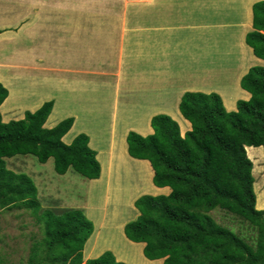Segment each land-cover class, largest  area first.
I'll use <instances>...</instances> for the list:
<instances>
[{"label":"crops","instance_id":"obj_1","mask_svg":"<svg viewBox=\"0 0 264 264\" xmlns=\"http://www.w3.org/2000/svg\"><path fill=\"white\" fill-rule=\"evenodd\" d=\"M256 1L259 0H96L97 5L90 8L89 0H80L81 8L73 9L72 0H0V82L8 89V96L0 105L2 121L20 119L22 114L17 115L24 110L33 112L43 100L53 99L44 126H54L72 116V126L62 140L70 143L78 133L87 134L88 145L96 151L100 163V175L95 179L86 178L71 166L59 174L70 182L69 190L79 186L83 200L68 201V190L49 201L62 203L66 210L81 209L89 216V195L92 190L99 194V189L105 193L107 179L109 192L100 202L105 220L101 235L94 237L90 257L111 250L95 252L103 234L124 242L127 255L135 257L134 252L141 250L144 243L129 240L123 230L126 222L139 214L133 207L135 199L143 194L167 195L171 191L169 186L153 184L154 171L148 160L129 155V131L142 136L151 134V117L167 114L178 122L184 135L191 129L179 110L185 91L215 92L227 111L237 109V100L250 98V93L240 86V79L251 66H264V59L255 56L245 42L246 33L253 29L252 4ZM105 2L114 4L106 8ZM17 39L18 47L12 56L2 51L6 42ZM46 44L51 65L48 75L38 72L42 63L38 49ZM41 93L46 97L40 98ZM24 95L26 98H22ZM57 110L63 114L53 119L51 115ZM249 148L264 155L262 146H246L247 155ZM30 155L14 156L29 160ZM248 157L253 164L256 190L259 181L264 185V176L260 178L258 171L255 173V162ZM129 171L137 173L129 175L133 182L125 184ZM84 180L96 185L90 187L89 183L83 184ZM114 185L119 190L114 198L117 201L112 202L110 190ZM141 186H147V190L143 188L131 197L133 216L120 224V233L116 231L119 224L109 215L111 204L113 209L119 208L120 198L128 194V189L138 190ZM256 208L262 210L264 206ZM109 223L113 227L105 231ZM95 229L94 222L88 239L97 234ZM87 256L84 255L86 259ZM145 259V264L163 263V258Z\"/></svg>","mask_w":264,"mask_h":264},{"label":"trees","instance_id":"obj_2","mask_svg":"<svg viewBox=\"0 0 264 264\" xmlns=\"http://www.w3.org/2000/svg\"><path fill=\"white\" fill-rule=\"evenodd\" d=\"M252 27L245 42L255 56L264 59V0L252 4ZM240 86L250 98L237 100L235 111H227L215 92L185 91L179 110L191 129L184 135L178 122L167 114L151 117V134L127 133L129 155L150 162L155 186L171 188L167 195L143 194L135 199L139 214L124 225L129 240L144 243L147 259L163 258L162 264H264V209L255 207L253 164L245 149L262 146L264 150V66H251L241 77ZM7 96L8 90L0 82V105ZM52 106L53 100L45 101L33 112L26 110L23 118L6 122L0 112V207L22 203L31 208L43 223V237L33 249L45 248L50 260L59 264H81L84 243L93 231L92 221L78 208L59 214L48 209L39 212L33 180L8 169L4 160L32 154L45 163L52 157L58 174L71 166L88 179L99 177L100 163L88 145V135L81 132L70 143L62 140L72 126V116L52 127L44 126ZM248 153L257 173L259 164L264 165V155L251 148ZM256 187V206L261 207L264 185L260 182ZM215 208L255 227V244L216 222L210 215ZM36 256L35 251L31 259ZM84 262L126 264L109 250Z\"/></svg>","mask_w":264,"mask_h":264},{"label":"rangeland","instance_id":"obj_3","mask_svg":"<svg viewBox=\"0 0 264 264\" xmlns=\"http://www.w3.org/2000/svg\"><path fill=\"white\" fill-rule=\"evenodd\" d=\"M72 3L74 5L73 9L81 8L82 3H80V0H72ZM111 4H114V3L105 2L106 8H107V5H111ZM92 5H95V6L97 5L96 0H89L88 6L92 8ZM17 42H19V39L15 41L6 42L3 45L2 51L12 56L14 49L18 47ZM47 45L48 44H46L45 48L42 47L38 49V51L42 55L41 70H39L38 72L40 74H45V75H48V70L51 66L49 62V53H48ZM45 92L47 95L48 94L47 88L45 89ZM41 94L43 96H41L40 98L46 97L44 96L45 94L43 93ZM16 97L17 96L13 97V101L16 100ZM22 98H26V96L24 95V97ZM48 100H53V99H46V100H43V102L48 101ZM26 110H29V109H26ZM26 110H24V112ZM21 114L22 116H24V113L22 112L18 115L17 114L15 115L20 116ZM62 114L63 113H61L58 110L53 111L51 117H53V119H56L60 117ZM4 118H8V116L6 117L4 116ZM20 118H23V117H20ZM1 119H2V116H1ZM181 126H182V129H185L182 123H181ZM21 157L23 156H19V157L12 156V157L7 158L6 160L4 158L5 164L8 169L13 170L16 173L27 174L35 183L36 188L39 187L40 194L39 196L37 195V199L40 203L39 212H41L42 210L48 209L55 214H59L65 211L66 206L62 205V203L57 204L54 201H49V199H54L57 193L63 194V191L67 192L71 188V187L70 188L68 187L70 185V182L67 181V179L65 180L62 179L59 176V174L55 172L53 168V164H54L53 159L49 158L48 159L49 162L47 160L45 164V163L39 162L37 158L33 155H30V157L27 158L31 161L23 160ZM32 162H33V165H32ZM256 171H258L259 177L263 178L264 165L259 164V167ZM37 172H40L39 176L36 175ZM134 173H137V172L129 171L128 173H126L125 175L126 183L125 184H128L129 181L130 183L133 182V180L129 179L128 176ZM34 179H36V181H34ZM85 181L86 180L83 181V184L88 185L89 183L90 187L96 185V183L94 182L92 183V182H85ZM105 181L107 185L106 186L107 190L105 193H107L109 192V187H108L109 185H108L107 179H105ZM141 181L144 183L143 180ZM62 183L67 184V186L66 185H65L66 187L62 186ZM99 183H101V181ZM99 186L102 188L100 184ZM146 187L141 186V188L138 190L128 189L129 191L128 194H126V196H124L122 200L120 198V201H119L120 205H119V208L117 209H113V203L111 204L109 215L111 213L112 214L111 216H114L112 217V221L117 223L116 225L119 224V228H116V231L120 232V228H121L120 224L127 219H131L133 216V208H132V204L130 203L131 197L135 195L136 193L140 192L143 188L144 190H147ZM118 188L119 186L117 187L114 185L110 190L112 194V197L110 195V200L112 202L113 200L117 201V199H114V198L117 197V191L119 190ZM253 190L255 191L254 193L256 194V199L258 202V193L254 188ZM92 192L93 194L91 193L89 195L90 198H89V204L87 208V214L89 216H86L85 213L84 214L88 219L92 221V224L95 222V226H96L95 232L97 234L95 235L93 234L94 236L92 235L93 237L91 236L92 238H89L87 240L86 246L83 249V261L81 264H85L84 261L86 260V258L84 257V255L86 256L88 255L87 259L93 258V257H90L92 256L90 251L91 249H93L92 248L93 243H94L93 240H94V237L96 238L101 235V224L105 220L104 215H103L104 211L100 208V202L104 199L105 193H100V189H99V194L97 195H96V190H92ZM69 193L70 194L66 196L68 201H72V203H74V202H79L81 199L83 200L82 192H80L79 186L73 187L71 190H69ZM60 199L62 200L63 198H60ZM11 203L12 201L8 202V204L10 205ZM133 207L135 208L134 203H133ZM210 215L215 219L216 222L228 227L229 229L237 233L240 237L245 239L248 243L255 244V239L257 237V229L251 226L249 223L242 221L240 218H238L234 214L228 213L225 210L220 209V208H215L211 210ZM109 224H110V227H106L107 225L105 226V231H107L108 228L113 227L112 223H109ZM42 237H43V223H40L36 219V216L32 214L31 212V208L27 207L26 205L22 203L12 205L5 209H2L0 207V264H59V262L50 260L49 254L45 248L44 250L42 249L34 250L33 249L34 243L35 242L39 243ZM103 248L111 249L110 251L117 258L124 261V263L126 264H145V261H147L145 259V256L143 255V251H142L143 248L141 250L138 249L134 252L135 257L129 256L127 255L128 251H126L125 249L124 242H122L121 240L117 238L115 239L106 238L104 234H103V237L99 239L97 246H95V249H96L95 252H98L99 250ZM35 251L37 252V256L34 259H31V255ZM123 256L125 257L127 256L126 259L123 258ZM154 263L160 264L159 261L152 262V264Z\"/></svg>","mask_w":264,"mask_h":264}]
</instances>
